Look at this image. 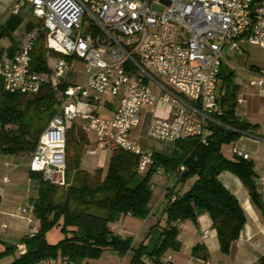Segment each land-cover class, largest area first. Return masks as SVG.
I'll use <instances>...</instances> for the list:
<instances>
[{
	"label": "built area",
	"instance_id": "1",
	"mask_svg": "<svg viewBox=\"0 0 264 264\" xmlns=\"http://www.w3.org/2000/svg\"><path fill=\"white\" fill-rule=\"evenodd\" d=\"M25 7L33 15L32 27L19 36L11 59H0V81L10 94L34 96L47 88L59 97L56 113L39 135L28 166L53 186L61 184L66 132L77 120H83L82 132L94 133L98 148L135 155L139 174L154 165L153 154L129 134L140 124L141 109L156 100L170 106L171 120L154 118L149 137L162 143L197 138L206 145V126L216 123L218 114L222 49L238 50L236 41L241 38L264 47V0H15L10 14ZM39 42L46 72L31 70V54ZM72 58L88 66L85 80L74 85L65 81ZM256 83H264V69ZM151 85L162 95L157 98ZM102 97L119 98L111 119L97 114ZM233 154L247 159L235 148ZM155 173L166 174L160 166ZM1 180L8 182L6 176ZM32 212V206H24L12 213L26 216L29 236L38 233L30 225ZM201 237L206 239L208 231L202 230ZM36 264L57 263L44 259Z\"/></svg>",
	"mask_w": 264,
	"mask_h": 264
},
{
	"label": "trees",
	"instance_id": "2",
	"mask_svg": "<svg viewBox=\"0 0 264 264\" xmlns=\"http://www.w3.org/2000/svg\"><path fill=\"white\" fill-rule=\"evenodd\" d=\"M21 23V17L11 15L0 25V38L10 36ZM31 27L32 23H27L25 29L30 30ZM40 46L41 42L31 54V70L34 72L47 71L44 51ZM12 50L14 52L15 48ZM65 87L64 84L62 89ZM234 97V93L229 92L222 97L224 104L229 101V106L215 116L216 123L208 124L211 134L206 145L197 138L176 141L171 156L152 153L154 165L145 174L137 171V157L122 150L112 151L103 176L100 170L92 174L81 171V143L85 134L71 127L66 132V177L73 175L75 182L65 190L63 201L56 203L57 186L29 171V178L38 183L37 198L31 202L38 233L25 235L20 240L23 250L9 264H36L40 260L57 257L58 264H82L95 261L104 250L114 251L121 257L132 251L129 264H164L162 258L168 251L180 249L177 224L186 220L195 222L201 213L210 217L220 251L228 253L231 244L240 235L245 216L238 200L219 181V174L227 171L236 176L250 199L264 212L255 185L253 163L235 154L227 158L222 152L224 145L235 142L247 130V125L235 115L234 102L231 101ZM55 105V93L47 88L34 96L10 94L3 90L0 81V154H32L39 135L56 113ZM31 110L48 112L45 122L32 130L25 122L26 113ZM158 166L163 167L166 173L174 172L180 182L191 177L196 179L187 191L176 195L173 201L171 194H166L165 225L158 231L152 248L147 244L132 250V238L115 234L110 224L125 215L138 219L148 216L152 194L150 178ZM180 166L184 167V171H179ZM54 227H60L64 237L57 244H49L45 234ZM17 245L0 241V258L12 255ZM201 249L196 246L192 255L198 256ZM206 258L203 255V259ZM258 264H264V259H260Z\"/></svg>",
	"mask_w": 264,
	"mask_h": 264
},
{
	"label": "crops",
	"instance_id": "3",
	"mask_svg": "<svg viewBox=\"0 0 264 264\" xmlns=\"http://www.w3.org/2000/svg\"><path fill=\"white\" fill-rule=\"evenodd\" d=\"M14 1L0 0V25H3L11 16L10 11ZM24 12L31 13L30 7L23 8L16 16L21 17ZM27 23H32V21H27ZM22 31H26L25 27ZM19 32L17 28L11 35L16 36ZM17 40L18 37L13 39L7 55L2 60L11 59L12 49L16 47ZM236 44L239 48L238 50L229 46L222 49L225 61L221 66L216 88L218 115L222 113L224 108L229 106V101L226 104L223 103L222 97L224 94L228 92L234 93L235 97L231 101L234 102L235 115L247 125L245 132H254V135L241 134L235 142L224 145L222 152L225 157L232 158L233 148H235L247 155V160L253 163L256 189L261 196L262 205H264V83H256L259 72L264 69V56L260 57L252 53L249 46L258 47L262 50H264V47L251 45L245 38L238 39ZM0 51L2 53L1 49ZM151 90L157 98L162 95L155 85H151ZM239 98L243 102L239 103ZM185 100L190 105L196 106L189 100ZM118 104V97H102L97 107V114L102 118L111 119ZM154 118L171 120L170 106L156 100L151 107H143L141 109L140 124L130 131L129 137L134 143L139 144L143 150L169 157L173 152L174 143L161 142L164 147L157 149V145L150 147V143L145 140V137H149L148 129ZM82 123L83 120H77L72 127L80 130ZM84 134L85 139L81 143L83 152L80 156L79 168L81 171L90 174L100 170L103 176L113 149L98 148L94 133ZM210 134L211 132L207 125L206 137ZM21 162V159H18L17 156L0 154V241L5 243L14 241L18 245H20V240L27 235V218L26 216L14 217L12 213L19 207L32 206L31 202L37 198L31 196L30 189L24 194L18 190L19 185H22L25 178L28 186L34 182L29 178V162ZM20 167H24L25 171L20 170ZM154 175L162 176L156 173ZM5 176L8 178V182H2L1 179ZM165 176L168 179L160 184L157 197L159 202L161 201V216L163 218L165 216L164 210L168 203L166 194L169 192L172 196L171 201H173L176 195L187 191L196 179V177H193L185 182H180L174 172H167ZM218 179L224 188L238 200L244 212L245 223L238 239L231 244L228 253H222L216 232L212 228L210 217L206 213H201L197 216L195 222L186 220L177 224V241L180 243V249L178 251H168L162 258L164 264H258L260 259H264V212L250 199L246 188L236 176L230 172L223 171L219 174ZM173 180H176L175 183H173ZM152 184L153 182L151 181V186ZM150 203V212L145 219L139 220L130 215H125L110 224L111 230L122 238H132L131 235H135V237L133 236L134 239H132V250L137 249L140 245H146L151 235L158 233L165 225V222L161 225V222L157 220V214H154L153 207L155 203L152 208ZM30 218L32 220L30 225L35 226L33 213ZM2 224L6 225V227L3 228ZM202 230L208 231L206 239L201 237ZM136 243H140V245L134 248ZM196 246L202 249L199 251L198 256H193L192 250ZM19 250H23V247ZM131 255L132 251L125 254V257H128L125 263L129 264ZM203 255H206V260L203 259ZM87 264H94V262L89 261Z\"/></svg>",
	"mask_w": 264,
	"mask_h": 264
},
{
	"label": "rangeland",
	"instance_id": "4",
	"mask_svg": "<svg viewBox=\"0 0 264 264\" xmlns=\"http://www.w3.org/2000/svg\"><path fill=\"white\" fill-rule=\"evenodd\" d=\"M21 17H22V23L18 27V31H20L21 33L19 32L16 36L15 35H10V36L3 35L0 38V49L2 50V53L0 55L1 59H4L5 56L7 55V52L9 50L11 44L13 43V39L15 37H18V38H19V36L21 37V34L23 32L22 30L25 27L26 22L27 21H32V22L34 21L31 13L24 12V13H22ZM0 18H1V16H0ZM40 47L43 49V45ZM249 47H250V50L252 53H254L260 57L264 56V50H262L258 47H254V46L253 47L249 46ZM43 51H44V49H43ZM87 71H88V66L86 63H84L80 59L72 58L71 59V69H70L69 73L66 75L65 81L70 85H74L76 83L83 82V80L85 78V74ZM160 82L162 84H164L170 91H172L174 93L176 92V90L172 86H170L169 83H167L164 79H160ZM55 97H56V105L54 108L57 110L59 97L58 96H55ZM47 114H48L47 111L42 112V113H36L33 110L27 111L26 117H25V122L27 125L30 126L31 130L35 129L45 122ZM145 140L150 143V147H152L154 145L155 146L157 145L156 146L157 149H162L164 147V145L161 144V142H158V141L152 139L151 137H145ZM30 155L20 154L17 157H18V159H21V161H22L21 163H28V162H30ZM19 169L25 171L24 167H20ZM191 178H193V177H191ZM166 179H168V178L165 176V174L162 176L152 175L150 178V180L153 182V184L150 188L151 193H152L151 194L152 202L150 204H151V208H152L153 204L155 203V205L153 207L154 214L155 215L157 214L156 215L157 220H159L161 222V225H163V223L165 222V216H164V218L161 216V214H162V208L160 207L161 201L159 202L157 197H158V192L160 190V184L164 183L166 181ZM175 181L176 180H173V183H175ZM74 182L75 181L73 180V175L71 177H66V169H65L63 172L62 178H61V184H59L57 186L58 192L55 196V202L56 203L63 201L65 190L67 189V187L70 184H72ZM37 186H38V183L36 181L30 183V185L28 186L26 178H25V181L22 183V185H19L18 190H19V192L24 194L27 190L30 189L31 194H32L31 196L37 197V195H38ZM98 214L103 215V212H99ZM163 219H164V221H163ZM139 220H141V219H139ZM157 235H158L157 232L153 233V236L151 235L150 240L147 241L148 242L147 244L150 245L149 248H152L153 243L157 238ZM131 236H132V239H134L135 235H131ZM63 237H64V235L61 232L60 227H54V228L48 230L45 234L46 241L49 244H57L59 241H61L63 239ZM8 244L17 245V244H15L14 241L9 242ZM139 245H140V243H136L134 248H137ZM20 251L21 250L16 249L12 255L2 256L0 258V264H9L10 262H12L13 259L17 258L21 254ZM127 258L125 256H123V257L119 256L114 251L104 250L100 254V256L95 261H92V262H94V264H128V263H125ZM53 260H55L56 263L58 264L59 257H57V259H53ZM82 264H87V263L84 262Z\"/></svg>",
	"mask_w": 264,
	"mask_h": 264
}]
</instances>
